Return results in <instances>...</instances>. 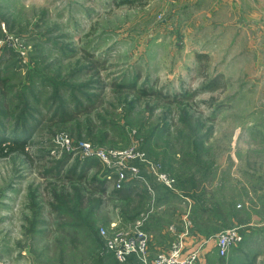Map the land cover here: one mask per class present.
Wrapping results in <instances>:
<instances>
[{
  "label": "rangeland",
  "instance_id": "rangeland-1",
  "mask_svg": "<svg viewBox=\"0 0 264 264\" xmlns=\"http://www.w3.org/2000/svg\"><path fill=\"white\" fill-rule=\"evenodd\" d=\"M254 2L0 0V264H151L254 220L200 262L264 264ZM139 220L150 260L120 262L101 230Z\"/></svg>",
  "mask_w": 264,
  "mask_h": 264
},
{
  "label": "built area",
  "instance_id": "built-area-1",
  "mask_svg": "<svg viewBox=\"0 0 264 264\" xmlns=\"http://www.w3.org/2000/svg\"><path fill=\"white\" fill-rule=\"evenodd\" d=\"M86 155L89 156H104L107 153L100 149H94L90 144L84 143L82 145ZM163 178V177H161ZM167 185L173 186L174 180L167 179ZM144 220H139L137 223L128 225L130 228H118L113 224L112 231L108 232L107 228H103L101 233L106 239L107 248L113 252L116 259L120 262L127 261V258L132 254L137 255L140 259L148 263L150 260L149 251V236L143 229ZM212 240L210 238L201 243L198 248H195L190 253L183 254V246L180 241L174 242L170 250H163L158 252L151 264H200V258L204 252L203 246ZM219 255L226 256L232 245L243 240V234L240 227L230 228L218 235L215 239Z\"/></svg>",
  "mask_w": 264,
  "mask_h": 264
},
{
  "label": "crops",
  "instance_id": "crops-1",
  "mask_svg": "<svg viewBox=\"0 0 264 264\" xmlns=\"http://www.w3.org/2000/svg\"><path fill=\"white\" fill-rule=\"evenodd\" d=\"M254 5L256 6V8L260 11V13L262 12V13H264V0H255V2H254ZM251 19H252V21H253V27H255V23L256 24H258L257 25V27H259V24L260 25H262L263 26V24H264V18H259V17H257V16H255V15H253V16H251L250 17ZM151 201V200H150ZM174 212H173V210L171 209V214H172V216H174V214H173ZM255 217L256 216H254V214H253V218L255 219ZM252 218V219H253ZM174 223V221H172V223L169 225L170 227H171V225ZM254 224H255V220L254 221H252L250 224H248V228H245V227H247V226H245V225H242L241 227H240V230H241V232H242V234H243V238L244 239H246V236H247V234L245 233V232H247V231H249L250 230V225H253L254 226ZM257 225V224H256ZM169 226H166V228H165V230H164V233H162V235L165 237V239H166V242H167V244L165 245V246H163V245H159V247H157V250H161V249H163V248H168L169 246H170V242L172 241V235L170 234V232L168 231V227ZM191 229V228H190ZM185 245H186V252H189L190 250H194V247L196 246V244H197V240L195 239V238H193V237H186L185 238ZM216 242H215V240H211V242H209L206 246H210V247H212V246H216V244H215ZM153 246V245H152ZM209 246L206 248L205 247V249H204V251H207L208 249H209ZM193 248V249H192ZM204 254V253H203ZM204 257V256H203ZM202 261V260H201ZM200 264H201V262H200Z\"/></svg>",
  "mask_w": 264,
  "mask_h": 264
},
{
  "label": "trees",
  "instance_id": "trees-1",
  "mask_svg": "<svg viewBox=\"0 0 264 264\" xmlns=\"http://www.w3.org/2000/svg\"><path fill=\"white\" fill-rule=\"evenodd\" d=\"M3 148H0V150L2 151ZM103 189H101V192L105 193L106 192V187L104 188V186L102 187ZM123 192V193H122ZM133 193V189L129 188H124V190H116L115 195L122 200H126L128 198H130L131 194ZM129 200V199H128Z\"/></svg>",
  "mask_w": 264,
  "mask_h": 264
}]
</instances>
